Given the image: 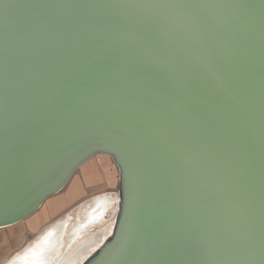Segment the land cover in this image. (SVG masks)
Instances as JSON below:
<instances>
[{
  "label": "water",
  "instance_id": "obj_1",
  "mask_svg": "<svg viewBox=\"0 0 264 264\" xmlns=\"http://www.w3.org/2000/svg\"><path fill=\"white\" fill-rule=\"evenodd\" d=\"M157 3L205 7L170 9L176 25L140 7ZM97 154L116 216L61 264H260L264 0H0V228Z\"/></svg>",
  "mask_w": 264,
  "mask_h": 264
},
{
  "label": "crops",
  "instance_id": "obj_2",
  "mask_svg": "<svg viewBox=\"0 0 264 264\" xmlns=\"http://www.w3.org/2000/svg\"><path fill=\"white\" fill-rule=\"evenodd\" d=\"M118 171L116 164L110 156L97 154L79 168L71 179V183L69 182L70 187L68 189H64L63 192L61 191V195H59L60 193L56 194L59 196L57 197L56 204L39 209L27 219L14 224L18 226L22 224L14 231L9 229L14 225L0 228V264H3L29 235L35 234L58 217L60 213L74 207L83 199L92 195L95 196L84 203L93 199H99V204L102 205L103 210L106 212L100 224L105 223L108 213L112 212V209L116 206V196L118 194L115 191L119 189ZM72 211L69 213H72ZM7 262L8 260L4 264Z\"/></svg>",
  "mask_w": 264,
  "mask_h": 264
},
{
  "label": "bare ground",
  "instance_id": "obj_3",
  "mask_svg": "<svg viewBox=\"0 0 264 264\" xmlns=\"http://www.w3.org/2000/svg\"><path fill=\"white\" fill-rule=\"evenodd\" d=\"M95 200L84 203L72 213H68L45 228L21 251L13 255L6 264H61L71 254L73 247L96 232L93 231L95 226H99L100 229L110 223L108 220L104 225H100L106 212L99 204V199L96 200L97 202ZM117 204L118 196H116V206L112 209L115 216Z\"/></svg>",
  "mask_w": 264,
  "mask_h": 264
},
{
  "label": "snow or ice",
  "instance_id": "obj_4",
  "mask_svg": "<svg viewBox=\"0 0 264 264\" xmlns=\"http://www.w3.org/2000/svg\"><path fill=\"white\" fill-rule=\"evenodd\" d=\"M141 8L151 9L149 13L150 16L159 18L167 23L182 25V21L179 16L173 15L169 10L170 9H198L205 7L204 5L198 4H180V3H157L147 6H140ZM139 28L140 31H136ZM130 34H132L139 44L146 51H151V41L149 38V33L151 32V24L147 19H141L132 22L128 29ZM175 51H171L169 55H174ZM163 56V55H161ZM168 62V58L163 56ZM197 63L200 64H211V54L205 50L195 57ZM170 63V62H169ZM171 66V70L176 76L177 81L182 84L185 88H193L195 86L194 81L189 77H186L184 74H181L176 68ZM257 257V256H256ZM260 264H264V253L259 255Z\"/></svg>",
  "mask_w": 264,
  "mask_h": 264
},
{
  "label": "rangeland",
  "instance_id": "obj_5",
  "mask_svg": "<svg viewBox=\"0 0 264 264\" xmlns=\"http://www.w3.org/2000/svg\"><path fill=\"white\" fill-rule=\"evenodd\" d=\"M119 172V171H118ZM71 183V182H70ZM70 183L64 188V189H68L69 187H70ZM63 189V190H64ZM63 190H62V192H63ZM119 190V189H118ZM118 190H116L115 191V193L116 194H118ZM62 192H60V194L59 195H61V193ZM97 195V194H96ZM95 195H92V196H90V197H88V198H86V199H83L81 202H79L77 205H75L74 207H72V208H70V209H68V210H66V211H64V212H62V213H60V215H58V217H56L55 219H53L50 223H48V225H46L45 227H43L42 229H40L38 232H36L35 234H31V235H29L24 241H23V243H22V245L18 248V249H16V251H14L13 252V254H11L8 258H7V260H9L13 255H15L17 252H19V251H21L26 245H28L32 240H34L39 234H41L42 232H43V230L45 229V228H47V227H49L50 225H52L54 222H56L57 220H59V219H61V218H63L64 216H66L70 211H72V210H74L75 208H77L78 206H80L82 203H84L85 201H87V200H89V199H91L92 197H94ZM57 197H59L58 195H56V196H53V197H51V198H49L45 203H44V205L40 208V209H44L45 207H47L48 205H54V204H56V202H57ZM114 216H115V214L114 213H112V212H109L108 213V215H107V220H109V222H111L113 219H114ZM74 219L76 220L77 218L76 217H74ZM106 220V222H108ZM76 221H78V219L76 220ZM105 222V223H106ZM105 223H101V224H105ZM100 224V225H101ZM20 226L22 225V224H19ZM20 226H18V225H14V226H12L11 228H9V229H11V231H14V230H16V228L17 227H20ZM105 226H107V224H105ZM99 226H95L93 229V231H97L99 228H98ZM6 260V261H7ZM5 261V262H6ZM4 262V263H5ZM3 263V264H4Z\"/></svg>",
  "mask_w": 264,
  "mask_h": 264
}]
</instances>
